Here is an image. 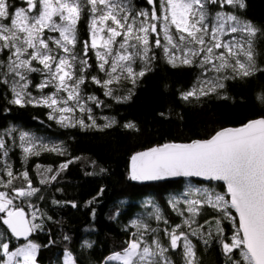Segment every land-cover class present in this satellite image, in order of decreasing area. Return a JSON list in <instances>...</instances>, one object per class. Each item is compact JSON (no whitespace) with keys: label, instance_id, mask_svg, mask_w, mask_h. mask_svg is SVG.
<instances>
[{"label":"snow or ice","instance_id":"obj_1","mask_svg":"<svg viewBox=\"0 0 264 264\" xmlns=\"http://www.w3.org/2000/svg\"><path fill=\"white\" fill-rule=\"evenodd\" d=\"M245 7V0H0V95L10 94V105L46 109L47 121L60 128L103 130L117 121L105 116L106 123L98 124L94 109L111 104L88 89L97 86L104 97L127 103L138 81L153 71L159 50L173 67L199 73L195 84L180 93L183 101L212 95L229 99L222 92L227 82L264 71L254 59L259 29L234 11ZM83 15L88 17L86 40L78 36ZM122 82L132 86L125 94L117 91ZM258 99L264 102V94ZM123 127L137 130L133 122ZM17 148L25 162L42 152L68 153L62 141L45 142L16 128L0 132V264H36L40 245L29 237L52 217L30 202L40 189L33 187L29 171L13 170L10 153ZM77 159L55 169L36 164L39 183L57 181ZM180 177L222 181L225 187L221 192L190 184L188 192L199 196L185 199L183 207L171 201L183 218L180 223H170L159 208L149 218L161 221L162 229L147 219L132 220L125 229L128 239L100 264H175L173 255H182L183 264H199L193 238L218 246L223 264H264V117L219 130L209 139L167 142L131 157L134 181ZM17 178L20 185L14 183ZM102 193L103 188L97 195ZM52 203L76 207L75 201ZM24 204L33 210L26 213ZM209 209L214 214L201 215ZM81 247L92 243L85 239ZM62 264L78 261L66 250Z\"/></svg>","mask_w":264,"mask_h":264},{"label":"trees","instance_id":"obj_2","mask_svg":"<svg viewBox=\"0 0 264 264\" xmlns=\"http://www.w3.org/2000/svg\"><path fill=\"white\" fill-rule=\"evenodd\" d=\"M245 4L244 9L234 11L259 29L253 38L254 59L257 68L264 69V0H245ZM87 21V15H83L78 24L80 39H88ZM198 75L194 68L168 64L163 53L157 50L153 71L138 81L127 103L117 104L104 97L97 86H92L88 91L111 104L109 108H101L100 113L117 121L103 130L60 128L47 121L46 109L10 105L7 102L10 94L0 95V132L16 126L62 141L68 153L58 156L42 152L38 157H29L27 162L23 160L19 148L10 153L13 170L27 169L33 179V187L40 189L29 198L30 202L45 216L52 217L43 221L42 230L34 231L29 237L40 245L36 255L39 264H57L66 250L73 253L78 264H100L104 257L119 250L128 239L125 229L141 210V200L147 196L157 200L170 223L181 222L182 218L173 211L168 195L181 192L186 178L155 183L134 181L130 178L132 155L167 142L207 139L222 128L240 126L249 120L264 117V102L258 99L264 94V71L227 82L222 92H226L229 99L212 95L199 101H183L180 93L190 89ZM131 87V84L122 82L117 91L125 94ZM127 122H133L137 130L123 127ZM48 124L51 127H47ZM72 157L79 159L69 164L57 181L39 183L36 164L51 165L55 169L59 163ZM101 169L106 171L101 172ZM193 181L213 184L219 191L225 187L221 181ZM14 183L20 185L22 181L17 178ZM58 188L61 191H57ZM101 188L102 195H97ZM41 195L43 199H38ZM94 197V203L89 205L87 202ZM53 200L75 201L76 207L53 204ZM22 206L26 213L32 211L27 204ZM209 214H214V210L209 209L201 215ZM197 219L200 220L199 217ZM0 230H4V226L0 225ZM65 236L69 240L66 241ZM85 239L92 243L91 248L81 247ZM50 240L53 243H49ZM23 242L13 241L14 244ZM193 243L196 244L199 264H223L219 247L211 241L205 246L193 238ZM172 259L175 264H183L182 255H173Z\"/></svg>","mask_w":264,"mask_h":264},{"label":"rangeland","instance_id":"obj_3","mask_svg":"<svg viewBox=\"0 0 264 264\" xmlns=\"http://www.w3.org/2000/svg\"><path fill=\"white\" fill-rule=\"evenodd\" d=\"M94 115L97 117V123L98 124L103 125V124L106 123V121L103 119V117H105V116L108 117V116L100 113V109H94ZM86 122H88V121H86ZM11 128H16L18 130L21 129V128L16 127V126H13ZM22 130H24V129H22ZM25 131H27V130H25ZM29 132H31V131H29ZM31 133L35 134L39 138L44 139L45 142H49V143L50 142H58V141H55V140H53L51 138H48L46 136H43V135H40V134H37V133H34V132H31ZM190 184L192 186H194V187H201V188L202 187H210V188H215L216 191H219V190H217V188L213 184L197 183V182L193 181L192 179L186 178L185 188L181 192H179V193H170L168 195V200H169L170 204H171V201L173 199H176V200L181 202L180 203V207H183L184 206L183 201L185 199H187V198H196L197 196H199V193H197V192H194V191L191 192V193L188 192V186ZM141 205H142L141 210L137 213V215L132 220H134V219H147V222L151 223L153 227H157V228H160V229L163 228L164 225H163V223L161 221H156L154 219H150L149 218L151 216V214L156 211L157 208H159L161 213L165 216V214L163 212V209H162L161 205L157 202V200L154 197H152V196H147V197H145V198H143L141 200ZM129 225H130V223H129ZM30 239L33 240L32 238H30ZM63 259H64V255H63L62 259L57 262V264H62ZM36 264H39V263L36 261ZM112 264H120V262H112Z\"/></svg>","mask_w":264,"mask_h":264},{"label":"water","instance_id":"obj_4","mask_svg":"<svg viewBox=\"0 0 264 264\" xmlns=\"http://www.w3.org/2000/svg\"><path fill=\"white\" fill-rule=\"evenodd\" d=\"M255 119H257V118H255ZM253 120V119H252ZM250 121V120H249ZM247 123V122H246ZM241 126V125H240ZM240 126H229V127H225V128H236V127H240ZM225 128H222V129H225ZM222 129H220V130H222ZM219 131V130H218ZM215 135V134H214ZM213 136V135H212ZM209 138H211V137H209ZM209 138H207V139H209ZM195 140H205V139H195ZM192 141H194V140H192ZM192 141H189V142H192ZM177 143H188V142H177ZM160 145V144H159ZM156 146V145H155ZM153 147V146H152ZM151 148V147H150ZM147 149H149V148H147ZM147 149H144V150H141V151H145V150H147ZM141 151H138V152H141ZM138 152H136V153H138ZM136 153H134L133 155H135ZM132 155V156H133ZM130 168H131V165H130ZM183 177H180V178H167V179H165V180H160V181H137V182H139V183H155V182H163V181H169V180H178V179H182ZM192 180H198V181H204V180H201L200 178H191ZM222 182V181H221ZM223 183V182H222ZM224 184V183H223ZM17 241H23V240H17Z\"/></svg>","mask_w":264,"mask_h":264}]
</instances>
